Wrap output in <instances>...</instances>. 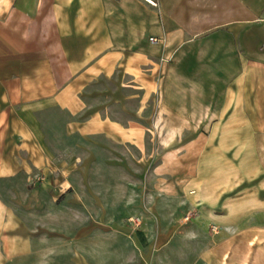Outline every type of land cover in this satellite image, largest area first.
Here are the masks:
<instances>
[{
  "label": "crops",
  "instance_id": "1",
  "mask_svg": "<svg viewBox=\"0 0 264 264\" xmlns=\"http://www.w3.org/2000/svg\"><path fill=\"white\" fill-rule=\"evenodd\" d=\"M137 6L154 22L145 45ZM180 59L182 79L173 76ZM117 72L113 88L88 103L84 88ZM113 104L123 112L111 114ZM56 110L68 114L64 125L48 120ZM190 118L207 126L197 131ZM185 128L195 136L178 145L182 159L168 154L155 170L183 161L189 177L202 157V239L190 264H264V0H0V264H93L98 236H119L126 264H148L169 237L144 246L121 223L126 191L110 192L123 200L99 209V192L26 182L54 150L81 147L92 151L88 163L99 161L98 146L61 134L125 148L140 146L146 131L173 142ZM174 188L166 190L176 197Z\"/></svg>",
  "mask_w": 264,
  "mask_h": 264
},
{
  "label": "rangeland",
  "instance_id": "2",
  "mask_svg": "<svg viewBox=\"0 0 264 264\" xmlns=\"http://www.w3.org/2000/svg\"><path fill=\"white\" fill-rule=\"evenodd\" d=\"M137 8L143 18L142 24L145 31L143 45H145L148 36L154 35L147 29L154 22H151L153 18L150 11L140 6H137ZM161 41L160 45L162 47L165 41L164 39H161ZM199 44H202V42ZM182 61L180 59V66L173 73V76L179 79L184 76ZM117 77H119L118 72L114 73L111 78L100 76L98 80L84 88L86 94L84 98L90 103L91 98L88 95L102 91L104 88H113L112 79ZM135 93H139V90L130 88L127 91V94ZM92 97L93 102L101 99L97 96ZM134 99L128 101L127 109H135ZM154 102L150 99L148 111L154 107ZM109 109L111 114L115 115L123 112L114 104ZM55 117L63 125L69 119L68 114L59 110L48 114L49 121ZM141 120L149 124L152 119L142 118ZM187 120L198 127L197 131H202V128H205L208 122L206 120L202 122L200 118ZM194 134L193 131L185 128L177 135V140L170 142L169 138L168 140L165 139L167 136L165 134L154 130L152 132L146 131L143 143L140 146L130 144V142L126 144L125 148L116 146V144H113L114 142L112 143L110 139L102 135H93L86 138L81 135L66 137L61 134L62 141L82 145L88 142L98 146L100 149H96L95 153L98 155L99 161H96L95 164L94 161L88 163L86 158L92 151H87L81 147L78 151L54 150L53 163L46 166L44 171L32 172L31 177L26 182V188L52 192L65 191L66 193L71 189L99 192L101 193L100 196L103 197L101 199L93 198V201L99 202L96 204L99 209L103 207V200L108 206L113 207L117 205L114 203L123 200L110 196V192L126 191L125 208L118 213L122 220L121 223L135 231L136 237L143 239L144 246L151 239L165 240L169 237L166 246L161 248L156 257L148 264H190V260L196 256L195 254L199 250L200 239H202V196H200L202 193V157L198 159V166L192 165L194 166V168L192 167L194 173H191L189 177L183 175L186 174V166L183 161L175 162V167L172 166L174 168L169 166L172 170L157 172L159 174H156L155 167L162 157H166L171 153L175 155L174 159H182L181 157L185 152L182 148H178V145L195 136ZM72 155H74V158ZM108 157H111L109 159L111 162L122 161L123 164L113 166L103 161V158L108 159ZM123 159L126 162H123ZM168 183L172 184V187L175 186L176 197L168 194L166 190ZM102 192L105 193L102 194ZM118 216L117 218H119ZM129 217H139L140 224L135 226L129 221ZM209 232L214 233V230H209ZM102 237L98 236L93 244L95 253L93 264H126L124 262V248L120 245L121 238L118 236L113 239L116 251L110 253L108 250L113 240L107 241ZM30 261L29 257H26L14 264H34ZM195 263L198 262L195 261L192 264Z\"/></svg>",
  "mask_w": 264,
  "mask_h": 264
},
{
  "label": "built area",
  "instance_id": "3",
  "mask_svg": "<svg viewBox=\"0 0 264 264\" xmlns=\"http://www.w3.org/2000/svg\"><path fill=\"white\" fill-rule=\"evenodd\" d=\"M157 38L155 37H149V41L150 42H157ZM130 222H132L133 224H135V226H138L140 224V220H139V217H129L128 218Z\"/></svg>",
  "mask_w": 264,
  "mask_h": 264
}]
</instances>
